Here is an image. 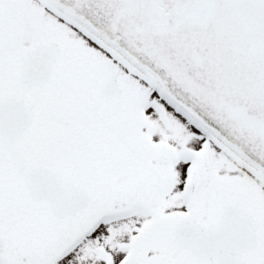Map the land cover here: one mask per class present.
Returning a JSON list of instances; mask_svg holds the SVG:
<instances>
[{
  "label": "snow or ice",
  "instance_id": "6c2138e0",
  "mask_svg": "<svg viewBox=\"0 0 264 264\" xmlns=\"http://www.w3.org/2000/svg\"><path fill=\"white\" fill-rule=\"evenodd\" d=\"M0 264H264V0H0Z\"/></svg>",
  "mask_w": 264,
  "mask_h": 264
}]
</instances>
